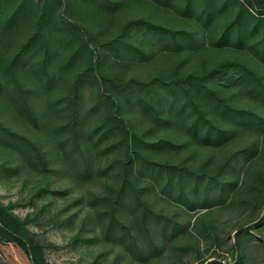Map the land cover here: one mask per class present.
<instances>
[{
    "label": "rangeland",
    "instance_id": "rangeland-1",
    "mask_svg": "<svg viewBox=\"0 0 264 264\" xmlns=\"http://www.w3.org/2000/svg\"><path fill=\"white\" fill-rule=\"evenodd\" d=\"M50 6L54 10L44 31L46 14L41 12ZM131 18L168 30L155 34L138 24L135 39L149 46L147 53L105 49L102 43L118 41ZM38 29L41 36L31 52L47 41L48 73L54 68V74L64 76L62 65L70 60L66 87L78 69L90 74L93 68L105 89L89 79L83 92L85 128L92 132L101 126L112 133L100 136L101 141L94 136L95 164L88 173L70 153L72 144L58 139L59 122H37L34 108L23 105L25 86L47 73L45 49L39 48L33 59L21 50ZM171 31L182 33L175 37ZM123 59L125 66H114ZM183 59L185 68L176 72L175 63ZM169 60L173 62L159 69V61ZM13 61L21 72L8 73ZM160 70L171 84L180 80L184 87L190 79L195 92L206 84L218 111L217 125L224 115L238 120L232 106L264 116V0H0V203L28 229L31 245L28 251L0 238V264H36L34 256L40 264H264V123L245 120L221 140L191 133L192 141L183 144L171 133L189 129L181 116L174 124H152L149 132L146 120L153 122L154 106L128 103L130 111L142 116L143 133L136 136L143 152L141 179L150 182L147 194L155 200L152 223L157 229L124 233L120 226L108 228V217L97 214L123 178L120 165L107 169L106 162L129 152L111 95L120 96L132 77L133 84L141 82L138 87L151 88L152 83L146 85ZM203 70L211 74H202L207 79L199 86ZM40 89L46 93L45 86ZM94 104H100L98 109ZM182 112L192 125L196 109L192 115ZM202 119L201 127L209 126ZM44 135L51 140L49 155L40 153ZM113 138L116 146L108 147ZM169 216L175 222L163 229ZM135 217L134 212L128 215ZM137 235L139 247L131 241ZM152 237L165 242L156 245Z\"/></svg>",
    "mask_w": 264,
    "mask_h": 264
},
{
    "label": "trees",
    "instance_id": "trees-1",
    "mask_svg": "<svg viewBox=\"0 0 264 264\" xmlns=\"http://www.w3.org/2000/svg\"><path fill=\"white\" fill-rule=\"evenodd\" d=\"M50 7L44 8V10L41 12L44 15L46 14V19L44 21L45 23L43 25L44 31L46 30V25L48 31V24L51 21L49 11L54 10L52 6ZM22 17L24 18V16ZM207 20H212L211 15ZM42 21L43 19L39 18V25L42 23ZM138 24H145L146 30L149 29L151 32L152 30H155V34L160 33L163 35L164 31L168 30L166 26L163 27L161 25H154L150 21H145L142 18H131L124 23L123 29H121V38L118 39V41L109 40L107 42H104L102 43L103 47H107L105 49H113L114 52L121 51L122 48H129V51L135 50L147 53L148 49H145V45L147 44H144V41H141L139 39L138 41H136L135 39L136 35H138V33H136ZM152 27L156 29H152ZM179 32L182 33V31H171V34L176 37L177 35H179ZM193 33L195 32H192V35H194ZM40 36L41 33L38 29L36 34L32 33L28 35L26 42L21 47L22 54L25 57L29 55L30 59L34 58L36 53H38L39 48L45 49L43 68L44 72H47L45 74H38V79L34 81V85L28 84L25 86V89H23V91L26 101H24L23 105L28 104L32 109L34 108V120L37 122L44 121L45 123H47L48 121H50L52 124H57L59 122L58 126L60 128L58 139H62V141H66V143L72 144L70 153L74 155L78 162L81 161V164H83L82 169L85 171V173H88L90 169H93L95 164L94 145L96 146L97 144L95 143L96 141L93 142L94 136L98 135V139L99 141H101L100 136L104 137L108 134L112 135V133L110 129H100L101 126L94 128L95 130L93 129L92 132H88V130L85 128L83 115L84 112L82 110L84 107L83 92L86 89V83L89 79H92L93 81H95V83L99 84L100 89L104 91L105 89L103 88L102 81L98 78L97 74L94 73L93 68H91L90 74H88L87 71L86 73H84L78 69L73 82L66 87L67 82L71 79L69 76L71 74H68V68H70L69 64L71 63L69 62L70 60L67 62V64L62 65V67L64 68V76L54 74V68L52 70V74L48 73L50 61L49 56L46 55V52L49 49L48 45L46 44L47 41L42 40L37 52L36 49L34 50V53L31 52L37 44L35 40ZM17 58L18 57H16V59ZM22 58L23 56H21L20 61L23 60ZM169 62H173V60L159 61V69L164 67ZM126 63V59H123L122 63H116L114 66H125ZM17 64L19 65L18 62L16 63V61H13L9 65H7L6 69L8 73H11L12 69L16 70V72H18V70L21 72L20 69H17ZM186 64V59H183L181 62L179 61L175 63V71L178 72V68H185ZM37 65L38 63L34 61V66L37 67ZM258 65V72L254 68L253 70L260 74V64ZM61 72L62 71H60V73ZM159 73L160 74L156 79L150 81L146 85L148 86L152 83L150 85L151 88L138 87L141 82L139 84L136 83V85L133 84L132 82L134 81V78L132 77L131 81L127 83L128 85L126 89L121 92L122 94H120V96L111 95V97L115 98L117 104L115 105L118 109L117 114L115 113L116 116L114 117V119L118 123L120 130L125 131V134L128 138L126 148L129 152L121 160L112 158L114 160H108L106 162L105 167H107V169L120 165V168L123 170V178L120 180V184L115 189L113 195L108 198V203H106L103 208L98 210L97 214L102 218L108 217V219L106 220L108 228L120 226L124 233L128 231H145L149 233L150 230L156 231L157 229L156 226H154L152 223V210L154 209L153 203H155V200L154 198H150L147 194V191H150V182L141 179V170L144 166V161L141 159V157H143V152L137 148L136 136L143 133L141 132L142 129L139 128L141 124L138 120L139 117H141L142 119V116H136L132 110L130 111L128 103H139L144 107L146 105L154 106L152 107V109L149 108L151 110H155V115H153L151 118L153 122L146 120L145 131L148 130L149 132L152 131V124H158V126L162 125V123H165L164 126H166L168 123L174 124V122L178 120V116H181L184 120V123L189 127V129H186L183 132L175 129L171 130V133L174 136L178 135L179 137L177 141H183V144H187V141H192L193 137H198L201 133H203V136L206 138H212L215 136L217 140H221V137L224 138L226 134H233L240 124H245V120H247L246 123L254 122L258 125H262L264 123V116H262L261 114H256L252 111H246V109L243 108L236 109V106H232L231 109L236 116L234 117V119L238 120L234 122L229 118L224 119L227 117L224 115L223 120L220 119V124L217 125L218 111L211 103L212 96H208L206 94V84L203 86L204 89H198V92H195L193 88L191 89L188 86V83H190V79H187V82L183 84L184 87H182L181 84H179L180 80L178 81V83L171 84V82L162 79V70H160ZM202 74L211 73L207 72L206 70L201 71L198 78L202 79V82L200 84L198 83L199 86L203 85V83L207 79V76H202ZM23 85L24 82L21 86L23 87ZM44 86L46 87V93H43V91H41L40 89V87ZM131 87H133V90ZM128 89H130V92L128 91ZM107 93L108 92H104V94L106 95ZM238 95L240 99L245 98L243 94L238 93ZM95 104L93 105V107L95 106ZM180 105H183V107H180ZM98 106H100V104L96 105L95 108L98 109ZM226 107L229 108V106ZM193 108L196 109L197 113L193 114L195 116V120L194 123L190 125L189 123H187L190 116L187 114H183V112H179L180 109H182L184 111H190V114L192 115L191 111ZM202 118H206V121L210 122L209 126H206V128L205 126L201 127V125L205 124ZM191 133L193 137L190 136ZM40 140L42 143H44V146L40 147L42 149V152H40L37 147L38 153L40 152L42 155H49L50 153H52L53 148L51 145V140L48 139L45 135L40 136ZM163 142V140L159 141V143L161 144ZM114 143L115 139L113 138L112 142L108 144V147H115L116 144ZM151 149L153 151L156 150L154 149V147ZM65 151L66 149L64 148V153L67 155V152ZM132 151L135 154H133ZM130 212L135 213L136 217L134 218V220L128 219V215ZM157 219L161 220L159 215ZM171 222H175L173 218L170 216L166 217V219H164L162 222L163 229H165L166 226L168 227L167 224H170ZM0 238L17 244L28 251L31 249V245L28 242V229L24 224L21 223L20 219L16 217L2 203H0ZM151 239L156 245H162L165 242V239H163V237L160 239L158 237H152ZM139 240L140 239L138 238V235L135 236V238L131 239V241H133L137 247H139L140 244ZM34 262L36 264H40L36 256H34Z\"/></svg>",
    "mask_w": 264,
    "mask_h": 264
}]
</instances>
